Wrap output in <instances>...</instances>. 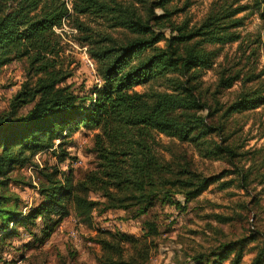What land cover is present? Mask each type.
I'll list each match as a JSON object with an SVG mask.
<instances>
[{"label": "trees", "instance_id": "trees-1", "mask_svg": "<svg viewBox=\"0 0 264 264\" xmlns=\"http://www.w3.org/2000/svg\"><path fill=\"white\" fill-rule=\"evenodd\" d=\"M70 2L71 11L64 0H0V65L15 57L28 60L27 79L8 108L0 111V237L12 233L11 223L34 224L40 217L45 222L42 241L70 213V204L78 217L90 223L98 204L100 210L132 208L134 216L157 202L179 206L177 193L186 202L213 182L221 188L229 186L233 178L222 179L229 172L236 171L240 186L246 187L243 168L203 174L191 166L185 149L164 159L153 147L156 134L163 132L192 142L201 156L225 158L236 165L241 152L229 140L232 115L264 103V69L257 70L260 35H242L238 30L243 24L238 14L251 4L211 0L201 20L191 23L188 18L173 19L190 7V0H184L181 8L171 5L173 0ZM252 3L264 18V0ZM66 17L99 64L102 84L90 100L63 85L71 71L63 65L59 37L52 27ZM120 28L122 37L104 32ZM234 42L233 54L224 53L216 61L221 48ZM206 69L215 75L207 84L202 78ZM156 80L163 81L162 89L151 85L145 91L134 89ZM236 83L240 85L234 98L223 101L224 92ZM28 103L31 106L22 110ZM80 125L99 128L90 148L99 159L97 165L74 182L71 170L65 173L58 163L45 164L37 185L41 200L23 210L22 198L7 190V173L31 161L35 151L53 147L54 138L60 139L52 153L63 161L68 155L64 136ZM90 192L104 199L91 198ZM215 217L231 218L218 213ZM249 221L248 234L192 254L194 264H224L230 256L226 264H264V242L255 246L249 261L242 260L245 246L259 233ZM143 222L141 236L98 227L97 235L108 236L92 238L100 245L97 263L150 264L147 236L157 227L152 220Z\"/></svg>", "mask_w": 264, "mask_h": 264}, {"label": "rangeland", "instance_id": "rangeland-1", "mask_svg": "<svg viewBox=\"0 0 264 264\" xmlns=\"http://www.w3.org/2000/svg\"><path fill=\"white\" fill-rule=\"evenodd\" d=\"M71 11V0H64ZM190 7L173 17L177 22L188 18L191 23L201 20L207 12L211 0H190ZM184 0H173L178 8L183 6ZM251 4L248 9L240 12L243 24L238 28L242 35L251 32L260 35V45L257 56V70L264 69V18L253 9L252 0H242ZM101 28L103 26H100ZM52 30L58 35L62 51L60 52L63 65L71 71V75L63 82L78 97L90 100L95 89L101 86L99 64L88 53L87 44L77 38V30L69 18H63L60 25H54ZM116 37H122V29H105ZM167 33V30H166ZM158 45L163 46L164 41ZM237 42L226 44L216 57L220 61L224 53L233 54ZM211 47H216L211 46ZM28 60L25 56L12 58L0 65V111L9 106L13 95L20 89L27 79ZM202 78L205 84L215 80L212 69L204 70ZM264 79V72L262 74ZM149 85L162 89L163 81L156 80L153 84L137 85L134 89L145 91ZM239 83L226 90L223 101L231 100L239 90ZM85 101L88 103V101ZM32 103L25 105L27 109ZM233 130L230 141L240 151L232 165L225 158H208L201 156L192 142L180 141L175 136L163 132L156 134L154 151L164 159H171L173 152L185 149L192 159V167L203 173L210 174L223 169L236 170L243 168L246 172V187L240 186L236 171L229 172L222 179L233 178L229 186L219 187L218 182L209 184L195 198L184 201L180 193L176 198L180 205L160 203L150 207L146 213L134 216L132 208H108L100 210L101 204L92 210L91 222L78 217L70 204V213L58 221L50 233L40 241L42 227L45 222L38 217L36 223L21 225L10 224L14 229L11 234L0 237V264H98L95 254L100 253V245L93 241L95 236H108L103 233L97 235V229L118 230L141 236L145 231L144 220L155 222L157 232L149 234L150 264H194L191 255L217 246L220 242L248 234L250 219L253 228L259 233L250 240L243 250L242 260L249 261L255 253V246L264 242V103L254 108L244 109L232 115ZM97 127L80 125L76 130L64 136L66 143L63 147L68 155L59 161L52 153L60 138H54V146L37 150L32 154L31 161L23 166H16L7 174L9 176L7 190L16 192L22 198L23 210L34 206L41 200L38 192L39 170L45 164L58 163L66 172L72 171L75 182L84 172L95 167L98 158L90 150L93 135ZM235 130V131H234ZM66 130H63V134ZM56 148V147H55ZM173 150V151H172ZM29 152L30 150H25ZM233 168V169H232ZM242 170V169H241ZM89 197L103 200L98 192H90ZM184 204V206H182ZM231 217L220 221L215 214ZM253 217V218H252ZM128 243H124L127 245ZM231 257V256H230ZM223 262L226 264L229 258Z\"/></svg>", "mask_w": 264, "mask_h": 264}]
</instances>
